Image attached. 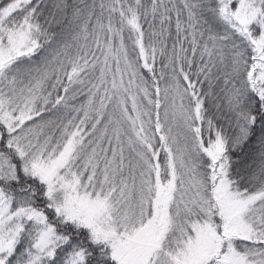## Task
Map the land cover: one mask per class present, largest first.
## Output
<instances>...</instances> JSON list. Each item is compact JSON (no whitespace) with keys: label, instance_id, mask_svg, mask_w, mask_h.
Listing matches in <instances>:
<instances>
[{"label":"snow or ice","instance_id":"snow-or-ice-1","mask_svg":"<svg viewBox=\"0 0 264 264\" xmlns=\"http://www.w3.org/2000/svg\"><path fill=\"white\" fill-rule=\"evenodd\" d=\"M0 264H264V0H0Z\"/></svg>","mask_w":264,"mask_h":264}]
</instances>
